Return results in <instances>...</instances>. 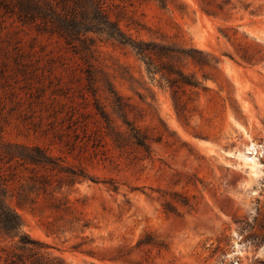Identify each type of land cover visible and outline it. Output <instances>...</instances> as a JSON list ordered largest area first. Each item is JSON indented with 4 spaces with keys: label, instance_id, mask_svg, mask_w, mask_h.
<instances>
[{
    "label": "rangeland",
    "instance_id": "rangeland-1",
    "mask_svg": "<svg viewBox=\"0 0 264 264\" xmlns=\"http://www.w3.org/2000/svg\"><path fill=\"white\" fill-rule=\"evenodd\" d=\"M108 6L133 37L191 53L180 66L199 87L178 104L130 48L98 39L95 63L153 153L120 151L85 90L82 55L0 13V145H39L89 176L31 190L30 171L0 162V194L68 264H264V0ZM148 235L157 245L137 248Z\"/></svg>",
    "mask_w": 264,
    "mask_h": 264
},
{
    "label": "trees",
    "instance_id": "trees-1",
    "mask_svg": "<svg viewBox=\"0 0 264 264\" xmlns=\"http://www.w3.org/2000/svg\"><path fill=\"white\" fill-rule=\"evenodd\" d=\"M112 1L0 0V13L10 18L16 17L24 26L58 36L67 48L81 54L87 66L85 90L93 98L94 110L105 125L107 136L120 151L137 149L143 153V157L150 158L153 151L148 135L129 118L134 111L133 105L116 90L102 68L95 63L97 40L106 39L130 48L146 64L150 74L162 76L178 104L181 103L179 94L185 89H197L199 83L186 75L180 66L181 58L192 57L191 53L154 41L139 40L128 34L109 16L108 3ZM155 1L163 7L171 4V0ZM84 128L87 134V125ZM0 162L9 165V169L30 171L31 190L47 191L54 183L62 189L65 183L72 185L89 178L83 170L65 167L60 159L54 158L39 145L1 143ZM61 174L65 177L55 179ZM148 236V240L139 241L137 248L157 245L156 238ZM7 242L11 243L10 247H0V261L3 260V264H68L47 252L48 245L24 231L23 220L6 203L5 196L0 194V243ZM124 256L120 251L112 260H120Z\"/></svg>",
    "mask_w": 264,
    "mask_h": 264
}]
</instances>
